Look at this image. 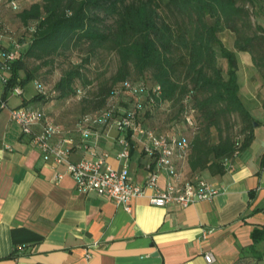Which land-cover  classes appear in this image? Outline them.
Listing matches in <instances>:
<instances>
[{
  "label": "crops",
  "instance_id": "obj_1",
  "mask_svg": "<svg viewBox=\"0 0 264 264\" xmlns=\"http://www.w3.org/2000/svg\"><path fill=\"white\" fill-rule=\"evenodd\" d=\"M220 39L238 59L239 97L257 124L254 143L225 175L208 170L195 174L185 164L184 182L200 176L221 189L214 201L186 209L156 208L152 189L134 200L131 214L110 198L83 194L67 166L54 167L11 120L12 110L39 96L36 84L31 82L34 87L29 85L23 96L10 95L8 108L0 111V264H210L208 253L216 259L213 264H264V240L252 237L257 228L264 230V68L255 64L252 53L235 49L232 30L222 31ZM4 86L0 83V95ZM29 106L63 125L64 132L51 142L71 141L66 144L70 161L109 153L112 168H121L116 125L100 129L98 138H84L76 129L81 118L72 107L52 99ZM43 127L37 125L34 133L40 135ZM136 145L130 173L143 185L150 159ZM60 174L65 177L58 182ZM160 185L165 187L166 177Z\"/></svg>",
  "mask_w": 264,
  "mask_h": 264
},
{
  "label": "trees",
  "instance_id": "obj_2",
  "mask_svg": "<svg viewBox=\"0 0 264 264\" xmlns=\"http://www.w3.org/2000/svg\"><path fill=\"white\" fill-rule=\"evenodd\" d=\"M255 0H41L20 13L27 25L25 36L17 39L22 45L17 59L12 63L9 79L4 86V101L16 87L23 91L39 82V65L31 68V59L46 61L69 49L87 44L92 50L108 46L120 57V66L110 88L102 90L97 110L106 109L115 89L126 82L145 84L151 96L160 87L162 95L152 107L144 99L146 109L139 114L143 123L156 109L179 106L178 129L169 133L187 134L180 130L185 125V113L191 108L197 118V133L193 134L189 167L195 174L208 170L213 174H227L225 164H232L236 153L252 147L255 118L245 108L239 97L238 59L220 39L226 29L234 33L235 49L252 53L255 64L264 68V29L254 24L249 5ZM113 19V23H109ZM35 24L36 30L30 27ZM227 64L220 62L218 56ZM6 46L0 45L3 55ZM222 59V60H223ZM0 55V63H1ZM133 71L138 78L132 79ZM150 72V75H147ZM80 66L70 69L56 84V90L39 93L23 107L44 99L70 100L81 94L76 80L81 77ZM57 93L53 96L52 93ZM188 99L189 103L186 101ZM136 99L125 94L119 101L125 104L122 111L134 109ZM164 104V106H163ZM122 109V107H121ZM99 113V112H98ZM241 119L242 134L231 135V122ZM186 126V125H185ZM148 127V126H147ZM103 126L101 130H106ZM153 130V129H152ZM215 137H217L215 141ZM130 139V138H129ZM132 152L136 144L132 143ZM240 146V147H239ZM143 153H145L143 151ZM146 155V154H145ZM264 164V161H262ZM252 237L264 240V230L257 228ZM14 258L10 256L9 259Z\"/></svg>",
  "mask_w": 264,
  "mask_h": 264
},
{
  "label": "built area",
  "instance_id": "obj_3",
  "mask_svg": "<svg viewBox=\"0 0 264 264\" xmlns=\"http://www.w3.org/2000/svg\"><path fill=\"white\" fill-rule=\"evenodd\" d=\"M4 1L6 0H0V4ZM9 5L11 8H18V0H9ZM30 30H36L35 24L30 27ZM0 45L7 48L4 55L0 52L2 61L0 63V83L4 84L10 77L11 65L17 59L23 45L16 38H11L7 28L2 25H0ZM35 86L38 92L48 94L46 87H42L37 82ZM150 91L145 84L135 85L128 81L121 88L115 89L106 109L95 115L83 116L76 126L77 131L84 138L91 136L98 138L103 126L107 125L109 128L116 125L120 132L118 145L122 148L117 153V160L122 163L119 169H114L110 165L109 153H103L101 156L94 153L96 159L70 161L71 151L66 144L72 145L73 143L67 140L55 144L51 142L61 135L64 129L63 125L47 120L45 110L18 106L12 110L11 120L22 127L24 135L32 137V145L40 149L47 161L52 159L54 167L67 166V174L76 180L79 191L86 195L96 194L99 198H110L111 201L123 206L128 214L132 212L134 200L144 197L149 189L154 192L150 200L156 208L178 205L181 209H186L202 201H214L221 191L218 186L209 184L200 176L184 182L182 169L185 164L189 163L190 150H192L190 138L179 132L164 135L145 126L141 121L139 114L146 109L144 99L149 100L151 106L155 107L158 104L157 98L162 95V89L158 87L154 91L157 95L154 94L148 99V96H151ZM127 93L135 97L136 104L134 109L122 111L119 101ZM10 94L19 97L25 95L20 87H16ZM52 94L57 96L56 92ZM4 100L3 95H0V111L8 108ZM186 101L189 103L188 99ZM196 118L195 110L189 108L185 113V125L192 130L193 134L197 133ZM37 125H44L40 135L35 134L33 130ZM132 143L143 146L146 156L150 159L145 165L148 174L143 185L135 182L130 173ZM240 154L239 151L235 154L236 159L240 158ZM225 167L229 169L231 164L227 162ZM64 177L60 174L57 181H62ZM163 177H166L165 187L160 185ZM206 236L205 234V238ZM87 258L90 259V256L88 255ZM206 260L210 264L216 261L215 257L209 253Z\"/></svg>",
  "mask_w": 264,
  "mask_h": 264
},
{
  "label": "rangeland",
  "instance_id": "obj_4",
  "mask_svg": "<svg viewBox=\"0 0 264 264\" xmlns=\"http://www.w3.org/2000/svg\"><path fill=\"white\" fill-rule=\"evenodd\" d=\"M41 0H18L19 7L11 8L9 0L0 4V25L7 28L9 36L11 38L21 39L25 35V29L27 25L23 24L20 13L26 8H30L33 3H39ZM137 1V0H133ZM166 0H160L161 4ZM255 4L249 5L250 10L253 12L252 20L254 24H260L264 29V0H255ZM113 19H110L109 23H113ZM218 56L222 63L221 53L218 50ZM29 66L33 68L36 65L41 67L37 72V78L39 82L46 84V88L49 91L56 90V84L65 73L70 69L80 66L81 77H79L75 84L77 91H81L77 96L72 97L70 100H55L58 104L73 109V115L82 118L83 116L95 115L97 110V103L99 97L102 96V90L112 87L113 77L117 73L120 66V57L115 50H112L107 45L97 48L96 51L92 50L87 44L81 47L69 49L68 52L55 55L51 59L46 61H38L31 59L28 62ZM227 63V61H226ZM150 75V72H147ZM130 78L137 79L138 75L133 71ZM31 87H34L32 83ZM36 87V86H35ZM37 89V88H36ZM122 110H125V104H121ZM62 108V107H61ZM64 108V107H63ZM179 106L171 104L164 109H156L150 116L149 114L145 118V126L150 127L154 131L169 133L172 129H178ZM180 125V130L186 131L187 137L193 140V132L187 126ZM231 135L234 138L242 134V123L239 117H236L231 122ZM217 137H215V141ZM189 165V163H188Z\"/></svg>",
  "mask_w": 264,
  "mask_h": 264
},
{
  "label": "water",
  "instance_id": "obj_5",
  "mask_svg": "<svg viewBox=\"0 0 264 264\" xmlns=\"http://www.w3.org/2000/svg\"><path fill=\"white\" fill-rule=\"evenodd\" d=\"M254 126H257V124L255 123Z\"/></svg>",
  "mask_w": 264,
  "mask_h": 264
}]
</instances>
